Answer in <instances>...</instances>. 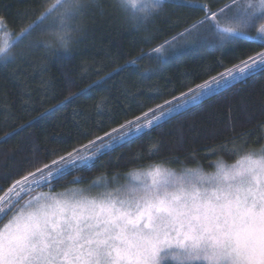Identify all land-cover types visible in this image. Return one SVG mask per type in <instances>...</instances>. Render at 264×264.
Segmentation results:
<instances>
[{
	"label": "trees",
	"instance_id": "1",
	"mask_svg": "<svg viewBox=\"0 0 264 264\" xmlns=\"http://www.w3.org/2000/svg\"><path fill=\"white\" fill-rule=\"evenodd\" d=\"M58 2L0 0L6 24L0 44L8 35L12 41L0 56V228L16 211L11 205L19 200L22 206L40 190L87 184L154 163L211 170L218 160L237 161L264 147L262 71L112 150L101 149L90 167L72 170L50 186L8 193L28 172L264 51L259 43L236 40L170 58L176 50L170 46L159 54L152 50L203 18V11L168 3L174 9H158L141 20L120 0H99L85 19L65 30L46 24ZM197 3L218 12L232 0ZM207 29L202 36L218 43ZM66 39L67 51L61 46ZM182 47L178 42L177 49Z\"/></svg>",
	"mask_w": 264,
	"mask_h": 264
},
{
	"label": "snow or ice",
	"instance_id": "2",
	"mask_svg": "<svg viewBox=\"0 0 264 264\" xmlns=\"http://www.w3.org/2000/svg\"><path fill=\"white\" fill-rule=\"evenodd\" d=\"M122 2L144 18L165 3L205 13L152 50L159 54L170 46L176 49L170 58L236 40L264 48V0H232L218 12L197 0ZM206 25L218 43L202 36ZM253 30L255 35H250ZM178 42L183 43L180 49ZM159 58L163 63L169 59ZM262 71L264 51L28 172L8 193L28 191L31 185L50 186L72 170L90 167L101 149L112 150ZM216 169L211 175L192 169L177 175L152 165L130 173L131 182L123 188L96 196L73 190L42 192L22 206L17 200L10 206L16 211L0 228V264H161L170 253H179L172 257L177 264H264V149L244 155L232 166L217 163Z\"/></svg>",
	"mask_w": 264,
	"mask_h": 264
},
{
	"label": "rangeland",
	"instance_id": "3",
	"mask_svg": "<svg viewBox=\"0 0 264 264\" xmlns=\"http://www.w3.org/2000/svg\"><path fill=\"white\" fill-rule=\"evenodd\" d=\"M120 1H121V4L129 10L131 15H133V16L135 15L137 18H139L141 20L145 19L144 14H141L139 12H134L130 5L123 3L122 0H120ZM97 2H99V0H59V2L57 3L58 5H56L57 8L53 7V8H55V11L54 10L51 11L52 12L51 18H49L46 21V24H47V26H51L53 28H55L56 26H60V25L66 26L65 30H69V28H70V26H72V24L80 21V19H85V17L87 16V13L90 10V7L94 6ZM235 7H242V4L237 5ZM169 8L174 9V5H168V3H165L160 8V12L165 11V10L167 11ZM253 23L255 24L256 21H253ZM5 27H6L5 22L0 23V30H4ZM254 33H255L254 30L250 31V35H255ZM11 42L12 41H11L10 35H8L7 38H5L1 42L0 50H2V51H0V53L3 54L2 56H5V53L8 49V47L10 46ZM262 149H264V147H261L260 149L249 151V153H258ZM243 156L244 155L239 157V159L237 161L226 162L223 159H221V160H218L217 163H221L225 166H232V165H235ZM152 165H162L163 167L170 169L171 171L175 172L177 175L183 174L185 172V170H187V169L201 170L205 175H211L217 171L216 166H215V168H213L211 170H208V169L205 170L201 167L185 168L182 170H177L175 168L173 169L171 167H168L165 164L154 163ZM152 165L143 166L141 168L133 169V170H130L129 172H126L123 174H115V175H111L109 177L100 176L97 179H93L91 182H89L87 184H75V185L68 186L65 189H60V190H55V191L45 190V189L40 190V191L35 192L33 194V196H31L29 199H27L23 204L27 203L29 200H33L36 196H38L42 192L43 193H52V194H64V193H71L73 190H80L85 195L96 196V195H98L104 191H115L117 188H123L124 186H126L127 184H129L131 182V177L129 175L130 173H132L134 171H146ZM3 226H4V224L2 225V227ZM173 255H179V253L167 254L164 257V259L161 261V264H177V261L172 258ZM195 264H200V262H195Z\"/></svg>",
	"mask_w": 264,
	"mask_h": 264
},
{
	"label": "clouds",
	"instance_id": "4",
	"mask_svg": "<svg viewBox=\"0 0 264 264\" xmlns=\"http://www.w3.org/2000/svg\"><path fill=\"white\" fill-rule=\"evenodd\" d=\"M70 44H71V41L66 39L65 41H63V42L61 43V46L67 51L68 48H69V46H70ZM2 55H3V54L0 53V56H2Z\"/></svg>",
	"mask_w": 264,
	"mask_h": 264
}]
</instances>
